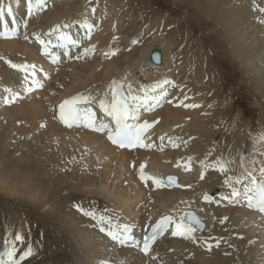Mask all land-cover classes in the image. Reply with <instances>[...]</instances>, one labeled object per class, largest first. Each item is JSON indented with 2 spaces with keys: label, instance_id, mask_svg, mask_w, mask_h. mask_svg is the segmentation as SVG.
<instances>
[{
  "label": "bare ground",
  "instance_id": "1",
  "mask_svg": "<svg viewBox=\"0 0 264 264\" xmlns=\"http://www.w3.org/2000/svg\"><path fill=\"white\" fill-rule=\"evenodd\" d=\"M96 1L47 0L43 11H34L26 19L27 0H0L5 6L0 28L11 24L12 15L19 16L22 22L16 18L15 23L24 25V21H28L25 35L30 30L51 29L57 25L61 26L58 33H70L71 27L75 29L85 20L91 23L92 16L99 19L93 20L91 38L77 52L80 61L59 67L48 82L47 90L36 93L38 99L28 96L26 102L19 100L11 106H0V197L20 200L21 214L28 213L20 216V207H13L16 215L8 213L0 203V227L4 223L2 241H13L20 234L23 247L31 246V259L29 262L24 259L20 264H102L104 256L108 260L111 255H115L111 260L116 264H150V261L142 263L133 251L123 252L128 258L114 254L115 247L101 237L99 225L71 209L72 200L75 197L96 200L107 213L114 210L121 216L120 220L129 221L132 217L144 219L141 213L150 211L154 205L161 211L167 207L162 199L171 200L183 194L155 192L156 203L145 200L141 185L127 166L131 152H116L101 136L59 127L49 107L50 101L56 102L59 97L82 89L97 93L99 88L102 93L95 99L99 103L106 94L108 99L109 83L121 74L131 88L142 94V86L150 88L167 80L170 83L162 84L155 94L166 91L169 92L166 96L171 98L179 94L176 100L180 109L165 101V96L158 113L162 116L161 127H174L173 123L179 122L176 129L180 135L191 137L189 144L193 153L206 149V160L234 158V163L229 165L233 171L228 175L239 174L238 153L252 155L257 163L263 160L260 156L264 153V143H256L253 153L254 141L261 132L252 131L253 140L246 143L241 136L247 118L230 112L232 106H240V98L234 100L240 92L226 74L228 61L232 60L236 67L230 70L236 73L239 68L244 83L254 88L258 98L264 101V11H261L264 0H176L180 8H188V12L183 11L186 16L175 22L167 16L165 22L163 17L152 18L145 24V33L132 36L135 25L130 29L127 25L133 17L125 16L128 22L124 24L121 12L125 1ZM8 6L12 7V15L7 13ZM76 19L81 21L75 22ZM64 24L70 27L64 28ZM173 31L178 34L176 40ZM86 48L92 50L85 53ZM155 48L163 52L160 65L153 64L149 58ZM8 61L27 65L41 63L34 45L23 37L0 40V89L3 90L0 98L9 93L5 89L17 91L14 80L24 75ZM136 80L137 84H131ZM228 97L232 98L230 105ZM184 104L198 107H184ZM224 114L233 117L227 120ZM184 116L191 120L182 122ZM260 121L259 116V125L264 128ZM245 147L249 148L248 152ZM140 159L151 160V167L157 166V170L171 171L157 152L141 154ZM8 161L15 166L8 167ZM197 162L199 167L200 161ZM208 176L209 188L217 178H226L225 173L213 169L208 171ZM186 195L192 198L190 192ZM192 201L206 224L205 230L194 234L195 241L184 237L170 240L166 262L162 263L161 258L155 260V264H264L263 219L259 220L241 205L207 209L194 198ZM26 206L36 208L38 214L33 213L35 209L28 211ZM18 223L22 227L17 230ZM216 240H220L219 247L215 246ZM205 241L212 243L211 250L207 249Z\"/></svg>",
  "mask_w": 264,
  "mask_h": 264
},
{
  "label": "snow or ice",
  "instance_id": "2",
  "mask_svg": "<svg viewBox=\"0 0 264 264\" xmlns=\"http://www.w3.org/2000/svg\"><path fill=\"white\" fill-rule=\"evenodd\" d=\"M47 7V0H27V11L28 15L31 16L34 14V11H43L44 8ZM5 11V6L0 4V18H3ZM93 12L95 9L92 10ZM264 11V9H261ZM8 15L13 14V10L11 6L7 7ZM28 21H24V27L26 28ZM87 30L86 35L90 37L92 29L95 25L88 23L86 20L81 25ZM61 26L57 25L55 28L50 31L55 32ZM64 28H69L70 25L64 24ZM17 34V29L12 28L9 29L7 24H5V31L0 32V36L8 38L9 36H14ZM27 35H25V39H27ZM60 41H66L67 43H71L76 45L78 41L73 40L67 33L61 32L57 37ZM36 40L42 45L43 50L46 54H50L52 56L53 62L59 61V56L50 53L49 45L52 43L51 40L45 41L41 39V37L37 34ZM62 48H65V55H67V47L65 43H61L59 45ZM92 49H84V52L87 53ZM114 54V53H113ZM107 55V53H106ZM79 59L80 57H76ZM12 68L23 71L24 73H28L31 68V85L25 87V91L31 92L33 87H42L43 85L35 78V68L34 66H30L27 64H15L11 61H8ZM28 77L25 76V81H27ZM170 83L167 80L162 82H157L152 85L150 88L143 87L141 91L143 95H134L132 94L131 85H129V92L125 95L122 91V85L116 81L112 82L111 86V100L107 99V94L105 98L100 99L99 105L100 108L115 122L114 128L109 125L100 122L97 124L95 115L92 113L91 109H87L82 111L77 105L81 102L87 103L95 100V97L92 96H84L78 95L72 97L71 99L64 100L60 103L59 107V119L66 124L68 127H71L74 123H85L87 127L92 128L97 132H105L107 131L108 139L113 143L118 145L121 148H152L155 147L154 144L145 143V133L149 128L153 126V124L158 123L159 121H153L149 123L145 121L143 123H139V112L141 108L145 110L151 111L152 109L158 107L163 100V98L167 95L166 91L161 92L159 95H156L157 88H160L162 84ZM6 92H12L11 89H5ZM19 93H13L11 99L8 97L4 98V103H12L17 97ZM171 103V101H169ZM184 107H198V105H188L184 104ZM131 121V122H130ZM165 137L161 136V148L163 147V141ZM169 142L172 147H179V144L175 143V141L168 137ZM186 143V142H185ZM256 143H264V132H261L254 141L253 153L256 151L255 144ZM210 155V153H209ZM264 155V153H261ZM239 156V174L238 175H226L224 180L225 185L231 189L230 196H224L225 200H232L234 198H240L246 202L247 207L249 209H254L260 213H264V160L259 161V167H255L257 164V160L252 157V155H245L244 153H238ZM191 157L188 158L191 161ZM201 165L204 169L213 168L221 173L228 174L233 171L229 165L234 163V158H223L218 157L216 161L212 163H206L204 160L200 161ZM186 168H190V164L186 166ZM204 173H201V178H203ZM139 176L143 181L152 180L157 187H163L164 182L159 179L156 175L149 174L145 172V165L141 164L139 168ZM175 177H168L169 185L175 184ZM205 200L210 201L211 197L207 194L204 196ZM79 207V206H78ZM81 211L85 212V215L91 216L94 220L97 221L100 226V230L102 232L107 233L109 237H111L114 241H117L119 244L124 245L129 242L133 243L136 246H140V242L136 241L134 237L131 235V226L128 224H114L112 217L106 216L103 214H97L95 211L88 210L85 211L81 209ZM107 211V210H106ZM224 219H227L226 217ZM187 221V222H186ZM224 221L221 220V223ZM175 225L174 230L172 231L173 236H182L185 239H191L193 241L196 240L194 233L198 230V228H203L204 225L199 217H197L194 213L187 212L179 217L177 220L172 215L162 216L156 224L152 227V231L149 235L145 236L142 242V251L145 254H149L152 248V244L156 241L157 237L162 235L165 231L168 230L170 225ZM106 225L108 227H106ZM17 241H22L23 236L17 234L15 236ZM220 240L215 241V246L219 247ZM205 245L208 250H211L213 245L212 243H208L205 241ZM17 249L13 246L7 247L3 253H0V264H20L22 260L26 257L32 255L31 247L27 248L20 256L19 259L16 258ZM104 264H108V262H104Z\"/></svg>",
  "mask_w": 264,
  "mask_h": 264
},
{
  "label": "rangeland",
  "instance_id": "3",
  "mask_svg": "<svg viewBox=\"0 0 264 264\" xmlns=\"http://www.w3.org/2000/svg\"><path fill=\"white\" fill-rule=\"evenodd\" d=\"M104 1H108V0H104ZM113 1H115L117 3L119 1L122 2V0H113ZM123 1L126 2V4H124L123 6H121L122 7V9H121L122 11L121 12L125 14L124 17L122 16L123 19H124V24H127L126 22H128L126 20L125 16L126 17L127 16L128 17H134V20H135V22H133V23L132 22H128V25H127L128 27L126 25L125 26L128 29H130L134 25H138L139 24L138 27L137 26L136 27L134 26L133 32L130 33L131 36L134 33L135 34H138V35H141L142 33H145L144 32V27L147 28L145 24H147V22L150 21V20H148V18H150V19H152V18L153 19H155V18H162V17L163 18H166V16H167L168 19L171 22H175L178 19H182L184 16L187 15V13L186 12H183V11H187L188 12V8H183V6H181L183 9L180 8L179 3L176 0H175L176 2L174 0H123ZM96 2H98V0ZM128 8H130L132 10V13L130 12V10ZM127 10H129V11H127ZM139 10H142L143 13H146V16H145L147 18L146 20H144L143 16L141 15L142 12L139 13ZM174 10L176 11V14H175V11ZM136 20H137V23H136ZM163 32H166V31H163ZM172 35H174V36L176 35V37L173 36L174 37V40H176L178 38V34L174 33V31L172 32ZM144 36L145 35H143V37ZM177 51H179V48H178V50L176 49L175 52H177ZM229 61H228V65H227L228 75L226 74V77L229 80H231V83H232V85H234L235 88L239 89L238 87H240V86L242 87V89L240 90L239 96H236L234 98V100H237V98L238 99L240 98L239 99L240 106H232V109H230V112L232 111V114L240 113L239 116L241 114H242L241 116L244 115L247 118V120H246L247 121V124H245V125L248 126L247 128H250V126L252 124V122H251L252 120H253L254 123L257 122L258 125H259V122H258L259 116H260V120H262L260 122H262L261 124L264 126V102L262 100H260V98H258L259 96L256 93V91L254 90V88H252L248 84H245L244 83L245 82V80H244L245 78L243 76V79H242V75H240L239 68L238 69L234 68V69L237 70L236 73H233L232 70H230V69H232V67H236V66H235L234 62H232V60H229ZM230 97H228V103H229V105L232 104L231 103V101H232L231 99L232 98H230ZM258 99H259V101H258ZM165 101H167V100H165ZM233 107L235 108V110L233 109ZM255 119H256V121H255ZM249 120H250V122H249ZM259 127H260L258 129L259 131L258 130H255L253 132H257V131L258 132H264L263 131L264 128L261 127L260 125H259ZM48 144H51V146H54L55 145V144L49 143V142H48ZM61 146L64 147L63 145H61ZM65 147H67V146H65ZM8 162H7L8 167H10L9 165H11L12 167L15 166L13 163H11V161L9 163ZM7 198H8L7 196L6 197L4 196L0 200V203L3 204L5 210L7 209L6 211L8 213L9 212L13 213L15 211L14 208L17 207L19 209V207H20V209H21L20 212H19V215H20L21 212H22V210H23V208L21 207L22 205L20 204L21 201L20 200L14 201V200H11L10 198H8V200H7ZM13 209H14V211H13ZM25 209H27L28 211H31L32 210L31 212H33L34 209L36 210V208L27 207V206L25 207ZM35 210H34L33 213H37L38 214V210H36V211ZM15 213L17 214V212H14V215H16ZM26 214H28V213L26 212ZM16 225L15 226L18 227V228H15V229H17V230L19 229V227H22V225L19 224V223L16 224ZM14 241H16V239H14L12 242H14ZM20 242H22V241H20ZM22 250H23V248H21V251ZM69 253L71 254L72 252L69 251Z\"/></svg>",
  "mask_w": 264,
  "mask_h": 264
},
{
  "label": "water",
  "instance_id": "4",
  "mask_svg": "<svg viewBox=\"0 0 264 264\" xmlns=\"http://www.w3.org/2000/svg\"><path fill=\"white\" fill-rule=\"evenodd\" d=\"M161 56H162V54L159 50H154L151 54L152 60L155 63H161Z\"/></svg>",
  "mask_w": 264,
  "mask_h": 264
}]
</instances>
